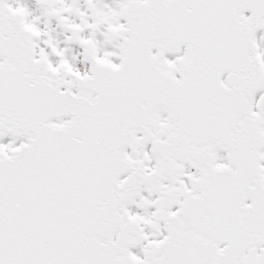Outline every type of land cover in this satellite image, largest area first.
<instances>
[{
	"label": "snow or ice",
	"instance_id": "1",
	"mask_svg": "<svg viewBox=\"0 0 264 264\" xmlns=\"http://www.w3.org/2000/svg\"><path fill=\"white\" fill-rule=\"evenodd\" d=\"M0 264H264V0H0Z\"/></svg>",
	"mask_w": 264,
	"mask_h": 264
}]
</instances>
